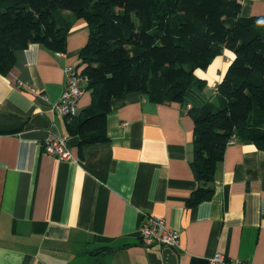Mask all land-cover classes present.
Returning a JSON list of instances; mask_svg holds the SVG:
<instances>
[{
  "label": "crops",
  "instance_id": "crops-1",
  "mask_svg": "<svg viewBox=\"0 0 264 264\" xmlns=\"http://www.w3.org/2000/svg\"><path fill=\"white\" fill-rule=\"evenodd\" d=\"M239 1L244 16L264 13V0ZM72 20L66 51L30 44L0 74V264H208L216 251L264 264V150L253 141L228 143L214 195L190 205L200 183L186 105L130 92L112 101L109 140L81 147L69 133L72 117L53 106L64 67L80 64L89 37L87 21ZM233 56L225 49L195 71L207 87L195 84L188 104L213 102ZM90 103L85 90L79 110ZM56 135L69 136L73 159L44 151L42 141ZM148 214L180 231L177 246L145 245Z\"/></svg>",
  "mask_w": 264,
  "mask_h": 264
},
{
  "label": "trees",
  "instance_id": "trees-1",
  "mask_svg": "<svg viewBox=\"0 0 264 264\" xmlns=\"http://www.w3.org/2000/svg\"><path fill=\"white\" fill-rule=\"evenodd\" d=\"M72 17L89 25L77 67L91 103L68 123L81 147L109 140L112 101L130 92L187 106L191 88L206 85L195 71L226 49L235 58L217 85L218 102L189 109L200 186L188 203L214 195L233 135L264 150V13L242 15L239 0H0V74L30 44L66 51Z\"/></svg>",
  "mask_w": 264,
  "mask_h": 264
},
{
  "label": "built area",
  "instance_id": "built-area-1",
  "mask_svg": "<svg viewBox=\"0 0 264 264\" xmlns=\"http://www.w3.org/2000/svg\"><path fill=\"white\" fill-rule=\"evenodd\" d=\"M65 88L58 101L54 103V110L59 115L73 116L79 111V99L86 90L88 78L80 72V69L74 64H67L64 67ZM21 87L28 88L33 93L40 90L30 83L21 84ZM215 93H218V86L215 87ZM192 105L188 104L187 108ZM233 135L230 141L237 140ZM43 149L46 153L56 156L60 160L73 159L70 149L69 136L56 135L46 138L42 141ZM139 234L145 245L170 246L175 247L180 242V231L172 228L165 217L155 215H145L139 229ZM208 264H252L251 262L239 258H231L222 251H216L209 259Z\"/></svg>",
  "mask_w": 264,
  "mask_h": 264
},
{
  "label": "rangeland",
  "instance_id": "rangeland-1",
  "mask_svg": "<svg viewBox=\"0 0 264 264\" xmlns=\"http://www.w3.org/2000/svg\"><path fill=\"white\" fill-rule=\"evenodd\" d=\"M205 87H207V86H205ZM210 87H208V89H209ZM214 92V88H211V94ZM214 98H213V102H215V104L218 102V93H216V94H214ZM163 246H165V245H163Z\"/></svg>",
  "mask_w": 264,
  "mask_h": 264
},
{
  "label": "clouds",
  "instance_id": "clouds-1",
  "mask_svg": "<svg viewBox=\"0 0 264 264\" xmlns=\"http://www.w3.org/2000/svg\"><path fill=\"white\" fill-rule=\"evenodd\" d=\"M229 55H231L230 53H229ZM235 57L233 56V59H234Z\"/></svg>",
  "mask_w": 264,
  "mask_h": 264
}]
</instances>
